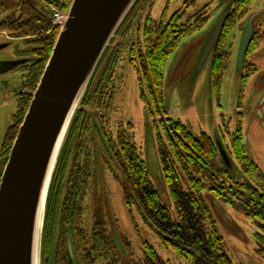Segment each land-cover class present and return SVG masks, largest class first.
Returning a JSON list of instances; mask_svg holds the SVG:
<instances>
[{"label": "trees", "instance_id": "1", "mask_svg": "<svg viewBox=\"0 0 264 264\" xmlns=\"http://www.w3.org/2000/svg\"><path fill=\"white\" fill-rule=\"evenodd\" d=\"M10 1L16 13L0 19V31H7L15 38H31L26 44L35 59L26 65L21 78L27 88L34 90L58 34V28L52 24V9L65 13L71 0H0V14L7 8L5 3ZM140 1L128 13L115 36L125 29L129 16ZM252 1L235 0L228 9L223 28L212 50L211 85L216 89L220 86V75L226 58L225 40ZM204 11L205 8L185 21H182L180 12H174L166 19L164 11L159 20L148 15L141 32H137L139 36L129 47L127 62L136 72L139 98L151 115H167L163 94L166 61L180 40L203 27L207 18ZM115 36L86 88L81 107L91 101L93 94H97V104L107 108L103 101L106 96L107 99L110 96L107 94L108 87L119 61L111 50ZM251 42L252 38L248 50ZM28 50L23 53L27 55ZM244 64L240 74L243 82L254 72L246 71V62ZM239 98L238 95L236 107ZM30 99L31 96L25 92L19 95V115L15 116L18 117L17 124L8 128L6 144L8 141L10 144L15 138ZM84 117V112L79 107L52 175L42 233L41 264H78L81 261L83 264H118L115 258L108 260V249L106 246L103 249L100 234L94 229L95 219L90 218L89 213H86V226H82L84 213L78 200L81 187L86 185L82 169L83 158L87 156V151L84 150L86 143L83 141L86 133ZM154 127L157 131L158 158L174 205V213L172 215L162 204L149 178L145 162L129 131L132 125L121 124L117 136H108L107 139L102 136V143L128 186L123 193L125 207L131 210L134 206L143 221L155 232L163 248L188 264H233L226 252V243L216 230L203 192L207 190L213 199L230 206L245 219L261 222L260 227L264 230V173L246 154L241 119L237 121L236 130L229 133V138L232 153L247 177L243 182L231 175L217 143L206 133L193 135L180 120L169 117L159 120ZM8 150L9 147L0 153L5 156L4 162L7 161ZM104 165L114 173L107 159ZM67 228H71V233H66ZM69 245L72 255L69 253ZM167 262L145 242L142 258L135 264H168Z\"/></svg>", "mask_w": 264, "mask_h": 264}, {"label": "rangeland", "instance_id": "2", "mask_svg": "<svg viewBox=\"0 0 264 264\" xmlns=\"http://www.w3.org/2000/svg\"><path fill=\"white\" fill-rule=\"evenodd\" d=\"M234 1L141 0L129 16L125 29L115 36L111 46L119 61L117 59L112 83L108 87L107 94L110 96L108 99L106 96L103 101L107 108L97 104V94L91 96L89 103L80 106L85 115L86 133L83 141L86 143L84 150L87 151L82 165L86 185L81 187L78 200L84 213L82 226H86V213H89V217L95 219L94 229L100 234L103 249L105 246L108 249L109 261L115 258L118 264H135L142 258L143 244L147 242L168 264H188L163 248L155 232L143 221L134 206L129 210L124 205V188L128 189V186L102 143V136L105 139L108 136L115 138L121 124L132 125L129 131L145 162L149 178L162 204L172 215L174 205L158 158L157 131L154 127L163 118L178 119L193 135L206 133L216 143L220 141L230 160L231 175L243 182L247 177L232 153L229 138V133L236 130L240 118L246 154L264 173V103H261L264 98V0H253L229 32L225 40L226 58L219 88L211 85L212 53L196 71L214 28ZM5 4L7 8L0 14V19L16 13L11 1ZM203 8L206 23L201 29L180 40L163 70L164 104L168 117L151 115L139 98L136 72L127 62L129 47L139 36L137 32H141L148 15L159 20L164 11L166 19L174 12H180L182 21H185ZM63 14L60 12L61 16ZM250 16H254V34L245 62L246 71L254 72L243 82L242 77L236 73V56L242 33L240 25ZM10 37L7 31H0V44L4 46L0 51V60L25 57L23 51L29 49L20 38ZM27 66L0 75V153L7 147L10 150L14 140L6 144L5 135L11 125L17 124L18 117L15 116L19 115V95L25 92L32 96L34 91L22 82L21 71L24 73ZM238 95L240 98L236 107ZM4 158L1 154V173L6 163ZM105 159L110 162L115 174L105 167ZM203 197L233 264H264L262 223L245 219L230 206L213 199L207 190L203 192ZM65 230L71 233V228ZM78 264L83 263L81 261Z\"/></svg>", "mask_w": 264, "mask_h": 264}, {"label": "water", "instance_id": "3", "mask_svg": "<svg viewBox=\"0 0 264 264\" xmlns=\"http://www.w3.org/2000/svg\"><path fill=\"white\" fill-rule=\"evenodd\" d=\"M137 1L71 0L0 176V264H41L46 202L58 156L105 50ZM227 14L228 9L207 41L196 71L212 53ZM253 20L250 16L240 25L237 75L244 68ZM17 63L0 62V74ZM217 145L230 168L220 141Z\"/></svg>", "mask_w": 264, "mask_h": 264}, {"label": "flooded vegetation", "instance_id": "4", "mask_svg": "<svg viewBox=\"0 0 264 264\" xmlns=\"http://www.w3.org/2000/svg\"><path fill=\"white\" fill-rule=\"evenodd\" d=\"M5 18V17H4ZM3 18V19H4ZM2 19V20H3ZM9 34V33H8ZM11 39H13V37H10ZM15 38V37H14ZM21 40H23L24 41V43H26L27 41H29L31 38H29V37H24V38H20ZM2 47H4V46H2L1 44H0V51H1V49H2ZM27 51V50H26ZM29 51V53L27 54V55H25V57H20V58H16V59H5V60H0V62H2V61H18V63H17V65L13 68V69H11V70H16V69H19L20 67H22V66H26L28 63H31L32 61H33V59H35V56L33 55V54H31V49H29L28 50ZM19 52V51H18ZM10 71V70H9ZM6 72H8V71H6ZM6 72H4V73H6ZM22 72V71H21ZM1 74H3V73H1ZM0 74V75H1Z\"/></svg>", "mask_w": 264, "mask_h": 264}, {"label": "built area", "instance_id": "5", "mask_svg": "<svg viewBox=\"0 0 264 264\" xmlns=\"http://www.w3.org/2000/svg\"><path fill=\"white\" fill-rule=\"evenodd\" d=\"M53 20H54L53 21L54 25L60 24L62 22V20H63V16H61L60 13L56 11L55 14H54V19Z\"/></svg>", "mask_w": 264, "mask_h": 264}]
</instances>
